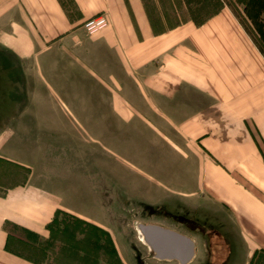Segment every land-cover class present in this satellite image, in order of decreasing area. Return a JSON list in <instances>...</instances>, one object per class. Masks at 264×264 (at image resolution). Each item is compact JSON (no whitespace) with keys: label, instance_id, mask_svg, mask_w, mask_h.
Returning <instances> with one entry per match:
<instances>
[{"label":"crops","instance_id":"0c3cea01","mask_svg":"<svg viewBox=\"0 0 264 264\" xmlns=\"http://www.w3.org/2000/svg\"><path fill=\"white\" fill-rule=\"evenodd\" d=\"M164 1L0 0V45L30 61L24 79L49 98L40 103L64 105L57 119L81 120L85 112L98 119L99 96L110 109L100 118L115 112L128 119L123 105L131 86L144 103L159 105L158 113L167 103L175 105L171 114L178 104L208 105L189 118L205 150L202 189L227 209L251 262L264 252V54L225 3L198 24L178 27L177 15L173 21L162 16ZM101 15L109 26L84 34V23ZM31 98L26 103L37 102ZM21 132L15 126L10 136ZM12 137L9 145L0 142V153L10 152L15 165L32 170L0 192V264H37L14 250L28 243L13 228L48 239L60 198L35 186L33 156L17 154L21 144Z\"/></svg>","mask_w":264,"mask_h":264},{"label":"rangeland","instance_id":"374dc122","mask_svg":"<svg viewBox=\"0 0 264 264\" xmlns=\"http://www.w3.org/2000/svg\"><path fill=\"white\" fill-rule=\"evenodd\" d=\"M256 1L174 0L175 12L166 0L162 16L173 21L177 15L178 27L192 20L198 24L225 3L264 54V15L248 17L257 14ZM84 34L91 36L85 29ZM26 64L30 61L17 60L0 45V142L9 145L11 129H22L12 137L21 144L17 154L33 156L35 186L58 195L61 208L48 239L13 228L42 252L22 244L14 250L42 261L37 264H178L154 259L141 241L137 224L153 223L195 240L196 257L190 264H251L229 212L205 198L202 189L205 150L201 137L191 133L189 118L208 105L178 104L171 114L175 105L167 103L158 113L160 106L144 103L131 86L123 105L128 119L115 112L111 119L100 118L110 115L109 106L100 104L104 96L98 97V119H90L95 114L89 112L81 120L57 119L64 105L40 103L49 98L25 81ZM31 96L37 102L26 103ZM20 113L24 115L17 119ZM27 170L32 169L10 160V152L0 153V192L25 181ZM76 239L87 253L84 259L78 251L80 258L73 254Z\"/></svg>","mask_w":264,"mask_h":264},{"label":"water","instance_id":"95a60500","mask_svg":"<svg viewBox=\"0 0 264 264\" xmlns=\"http://www.w3.org/2000/svg\"><path fill=\"white\" fill-rule=\"evenodd\" d=\"M136 229L154 259L175 261L178 264H190L194 261L196 242L191 237L153 223H138Z\"/></svg>","mask_w":264,"mask_h":264},{"label":"trees","instance_id":"16d2710c","mask_svg":"<svg viewBox=\"0 0 264 264\" xmlns=\"http://www.w3.org/2000/svg\"><path fill=\"white\" fill-rule=\"evenodd\" d=\"M257 2V7H255L256 8V11H257V14H255V16H253V15H250V13L248 14V17L249 18H251V19H253V18H258V17H260V16H263L264 15V0H257L256 1ZM261 28L262 27H260L259 26V24H258V29L257 30H259L260 32H261ZM55 220V219H54ZM54 222V221H53ZM52 222V223H53ZM52 223H51V225H52ZM51 225H50V227H51ZM50 227H49V230H50ZM79 240H81V239H76L75 240V244L74 245H72V248H73V254L76 256V257H79L80 258V256L78 255V253L76 252V251H78L79 253H81L82 254V258L81 259H84V255H87V253L82 249V248H80L79 247V243H80V241ZM27 244V243H26ZM28 247L30 248V249H32V250H40L39 248H38V246H36V245H29L28 244ZM43 249H47V248H43ZM41 252L43 251V250H40ZM76 252V253H75ZM18 253H20V252H18ZM85 253V254H84ZM44 254V256L46 255V252H44L43 253ZM26 258L27 259H29V260H31V261H33V262H37V263H40V262H42V261H40L39 259H36V258H34V257H31V256H26ZM264 263V252H260V253H257L255 256H254V258L252 259V261H251V264H263Z\"/></svg>","mask_w":264,"mask_h":264},{"label":"built area","instance_id":"2783aa9c","mask_svg":"<svg viewBox=\"0 0 264 264\" xmlns=\"http://www.w3.org/2000/svg\"><path fill=\"white\" fill-rule=\"evenodd\" d=\"M110 22L107 16L101 15L96 18L87 20L84 23V29L89 35H94L109 26Z\"/></svg>","mask_w":264,"mask_h":264}]
</instances>
